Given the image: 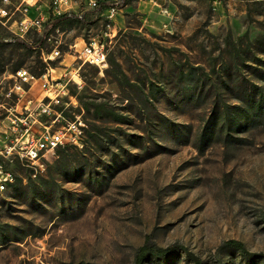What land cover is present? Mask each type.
<instances>
[{"label":"rangeland","instance_id":"374dc122","mask_svg":"<svg viewBox=\"0 0 264 264\" xmlns=\"http://www.w3.org/2000/svg\"><path fill=\"white\" fill-rule=\"evenodd\" d=\"M87 1L35 0L27 14L48 21V41L33 29L18 38L23 2L0 0V39H17L0 52V148L7 116L23 113L26 96L34 104L43 95L38 81L8 93L28 86L12 75L16 61L29 71L38 65L23 42L40 37L32 48L47 52L57 44L59 55L47 59L52 77L73 68L80 79L37 114L52 127L79 121L76 142L43 169L8 165L0 264H136L146 238L179 248L142 264H192L187 252L202 264H238L220 246L228 238L264 253V119L196 147L212 110L241 104L234 92L255 95L256 84L264 96V0ZM56 3L83 14L54 31ZM92 36L106 52L101 70L75 57Z\"/></svg>","mask_w":264,"mask_h":264},{"label":"built area","instance_id":"2783aa9c","mask_svg":"<svg viewBox=\"0 0 264 264\" xmlns=\"http://www.w3.org/2000/svg\"><path fill=\"white\" fill-rule=\"evenodd\" d=\"M60 1L61 0H57V2ZM21 2H23L21 7L22 16L18 20V31L16 36L22 38L24 33L33 29L41 34L44 40L49 41L51 37L45 32L48 21L46 20L44 22L40 12H37L33 16H28L27 14L30 7H36L35 0H21ZM62 2L65 4L66 0H62ZM1 3L3 5L8 4L9 0H1ZM87 4L89 7L95 8L99 3L96 0H88ZM114 10V4L107 7L109 15H112ZM3 13H5V11L1 6L0 16ZM60 14L80 18L83 13L82 11L73 9L70 5L61 7L59 3H56L52 7L51 16L55 17ZM58 29L57 25L53 27L54 31ZM14 39L15 38L3 39V41ZM58 41L59 40H57L56 43ZM74 53L75 57L81 62L93 64L99 70L104 68L107 64L103 43L93 36L83 41L79 48H74ZM57 55H59L57 44H53L48 52L40 48V57L45 63V68L39 75L35 76L23 67L17 68L12 74L14 78L27 83L28 86L24 88L21 84L15 83L13 85L15 89H10L8 93L10 91L17 92V90H21L22 93L26 92L30 87V83L38 81L43 95L41 98H38L34 104V98L32 96H26L22 105L23 113L7 116L6 139L3 141L2 147L0 148V155L2 158L0 159V193L5 191L14 180V175L8 165L18 160L33 168L38 166L39 169H43L44 163L49 161V158L56 156L60 147L68 142H76L80 124L76 119L66 121L64 125L61 124L57 127H52L50 124L41 122L37 118V114L49 112L51 104L58 103L60 96L67 95V82L70 78L77 84L80 81L76 71H73V68L71 71H68L69 76L66 78L59 76V78L56 79V77H52L50 73L52 68L48 65L47 59ZM73 76H76V78ZM17 99H19V97Z\"/></svg>","mask_w":264,"mask_h":264},{"label":"trees","instance_id":"16d2710c","mask_svg":"<svg viewBox=\"0 0 264 264\" xmlns=\"http://www.w3.org/2000/svg\"><path fill=\"white\" fill-rule=\"evenodd\" d=\"M52 18L54 19V21L51 24V29H53V27L60 22L77 19L76 17L67 16L64 14H60L55 17L53 16ZM47 33L48 32H46V34ZM41 38H35L30 43L23 42L27 49H35L34 56L35 61L38 64L37 68L31 69L30 71L27 69L35 76L39 75L45 68V63L40 57L41 47L32 48L33 46H36L37 41H43L42 39L44 38ZM16 40L17 39L3 41L0 39V52L5 43L16 42ZM20 67H22L21 61H16L13 64L11 70L14 72L17 68ZM190 73L186 75L189 76ZM253 87L256 89L255 95L254 91L247 93H238L237 91L232 94L243 105L235 103H223L221 108L212 110L210 115L203 119L196 135V147L199 151H203V149L208 144L214 141L216 136H219L222 133L226 134L232 128H244L250 126L253 123H256L258 120L264 119V96L258 89V85L254 84ZM112 118L115 121H121L125 120L126 117L114 116ZM17 161L18 160H16L15 162ZM2 240L0 241V243L4 241ZM220 246L222 248L224 247L225 253L228 257L237 256L238 264H264V253L247 250L243 243L239 240H236L234 238H228L223 240ZM178 248L179 247H177L176 245L161 247L154 244L153 242H150L146 238L144 239L143 243L137 247L135 251V263L142 264L144 259L148 256L162 258L170 254L171 252L177 251ZM186 255L188 259L192 262V264H202L201 261L193 254L187 252Z\"/></svg>","mask_w":264,"mask_h":264}]
</instances>
